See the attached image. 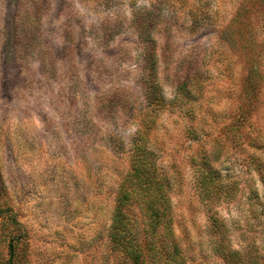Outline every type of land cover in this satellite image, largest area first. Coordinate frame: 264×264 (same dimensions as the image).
<instances>
[{
  "label": "rangeland",
  "instance_id": "rangeland-1",
  "mask_svg": "<svg viewBox=\"0 0 264 264\" xmlns=\"http://www.w3.org/2000/svg\"><path fill=\"white\" fill-rule=\"evenodd\" d=\"M150 237L153 264L264 257V0H0V264Z\"/></svg>",
  "mask_w": 264,
  "mask_h": 264
},
{
  "label": "trees",
  "instance_id": "trees-1",
  "mask_svg": "<svg viewBox=\"0 0 264 264\" xmlns=\"http://www.w3.org/2000/svg\"><path fill=\"white\" fill-rule=\"evenodd\" d=\"M152 11L147 8L138 10L133 15V27L137 31L139 38L143 43L144 47V59L145 60H155V46L156 39L152 35L153 29V16ZM156 88L155 85L152 86V91ZM128 200V191L121 189L117 197V204L114 208L113 214V231L114 234L119 235V233H124L125 231L130 232L127 221L123 219V212L125 211V204ZM150 211L152 223H157L158 213H154L152 209L147 208ZM158 244L157 240L154 238L146 239L145 241H138L136 239H130L128 244L126 241L121 242L123 249H125L126 255L130 258V264H153L154 258L150 255L153 252L154 247ZM171 250L169 254L173 257L178 254V249L175 248L174 244L170 242ZM255 255V254H254ZM252 255L250 259L243 262L236 252H225L223 254V259L227 264H264V257L260 258L259 256Z\"/></svg>",
  "mask_w": 264,
  "mask_h": 264
}]
</instances>
